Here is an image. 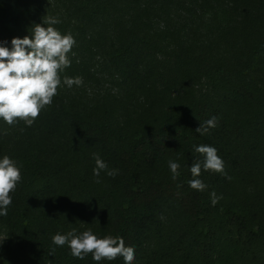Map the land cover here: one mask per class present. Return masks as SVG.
<instances>
[{
    "label": "trees",
    "instance_id": "obj_1",
    "mask_svg": "<svg viewBox=\"0 0 264 264\" xmlns=\"http://www.w3.org/2000/svg\"><path fill=\"white\" fill-rule=\"evenodd\" d=\"M47 17L76 43L31 126L0 118V159L21 173L0 264H125L52 242L72 229L122 238L133 264H264V0H0V46ZM86 49L99 55L93 74ZM81 75L110 87L76 98L63 81ZM200 145L223 173L204 170ZM94 153L117 174L94 176Z\"/></svg>",
    "mask_w": 264,
    "mask_h": 264
},
{
    "label": "clouds",
    "instance_id": "obj_2",
    "mask_svg": "<svg viewBox=\"0 0 264 264\" xmlns=\"http://www.w3.org/2000/svg\"><path fill=\"white\" fill-rule=\"evenodd\" d=\"M60 23L55 17H47L43 25H35L32 29L31 38L25 36L13 38L11 49L0 46V118L7 124L12 125L17 120H23L31 126L38 118L40 111L52 103L53 97L61 83L59 73L70 66L68 53L73 48L75 39L71 34L62 35L52 25ZM6 43V42H5ZM64 84L71 88L73 85L80 86L82 79L64 78ZM216 127V118L204 122L196 129V132L204 135L209 129ZM196 152L204 156L203 168L205 171L217 173L224 172V162L217 155V150L212 146L200 145ZM96 167L93 174L100 176V172L106 171L108 176H115L117 170L109 169L105 161L98 154H93ZM172 178L179 176V163L168 162ZM193 177L201 174V164L196 162L190 167ZM21 180L20 169L7 155L0 159V216H6L8 206L12 199L10 193L15 191ZM99 183V180H97ZM189 186L197 191H204L206 185L200 179H191ZM213 206L220 199L213 192L211 194ZM56 246L67 245L71 255L84 259L92 254L95 261L114 260L123 257L125 264H132L135 259L133 247H126L120 237L105 236L97 238L91 230L77 234L72 229L66 235L56 234L52 237Z\"/></svg>",
    "mask_w": 264,
    "mask_h": 264
},
{
    "label": "rangeland",
    "instance_id": "obj_3",
    "mask_svg": "<svg viewBox=\"0 0 264 264\" xmlns=\"http://www.w3.org/2000/svg\"><path fill=\"white\" fill-rule=\"evenodd\" d=\"M55 0H46L50 6L53 5ZM79 58L84 61L85 66L89 67L91 70V74L95 73L98 70L97 65H99L98 59L99 55L95 52L91 51L90 49L84 50L83 53L79 54ZM99 73V72H98ZM82 77V84L80 86L73 85L70 90L71 93L76 97L84 101H91L94 97L101 94V92L109 89V84L103 82L101 80L97 81L94 77H88L81 75ZM141 100L139 101V97L137 99V107H140ZM6 241V229L3 225L0 224V248L3 243ZM134 261L132 262V264Z\"/></svg>",
    "mask_w": 264,
    "mask_h": 264
}]
</instances>
